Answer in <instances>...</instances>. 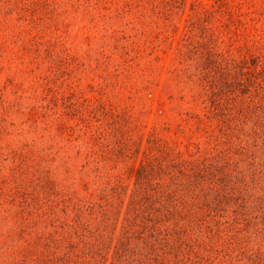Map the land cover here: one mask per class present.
<instances>
[{
    "label": "rangeland",
    "instance_id": "1",
    "mask_svg": "<svg viewBox=\"0 0 264 264\" xmlns=\"http://www.w3.org/2000/svg\"><path fill=\"white\" fill-rule=\"evenodd\" d=\"M255 56L264 0H0V264H76L71 238L102 221L104 194L109 219L123 216L145 155L218 154L213 105H234L236 66ZM247 150L257 168L264 155ZM239 157L227 148L219 163ZM252 184L239 214L213 223L215 250L165 247L162 264H264ZM107 242L97 264L117 258Z\"/></svg>",
    "mask_w": 264,
    "mask_h": 264
},
{
    "label": "trees",
    "instance_id": "2",
    "mask_svg": "<svg viewBox=\"0 0 264 264\" xmlns=\"http://www.w3.org/2000/svg\"><path fill=\"white\" fill-rule=\"evenodd\" d=\"M243 64L248 66H236L235 80L239 87L233 94L234 105L223 109L213 105L219 123L218 132L214 134L212 129L211 136L217 145L221 144L220 152L196 162L164 153L159 146L156 153L145 155L135 170V189L124 207L123 216L120 205L114 219H109L104 206L109 196L104 194V203L93 207L94 212L102 210V221L94 213L87 217L90 219L81 226L84 234L80 233L76 243L71 238L78 248L67 249V259L76 264H97L93 251L101 240L108 241V247L114 248L113 254L117 258L114 257L111 264H162L163 253L159 255L158 251L165 247L177 251L175 255L191 252L194 247L207 252L215 250L213 223L220 226V218H226L225 214L229 213L230 219L239 214L238 209L233 208L241 206L250 197L247 187L252 188L251 183L255 187L254 193L264 186L261 183L264 160H258L257 168L252 161V168L248 160L251 154L244 151L245 144L252 152L264 155V60L255 56L249 64ZM223 148L242 157L226 158L219 163ZM244 156L251 167L249 173L238 166L237 161ZM115 190L113 192L117 193ZM253 200L257 210L264 211V197L258 194ZM250 208L247 204L241 207ZM88 211V207L81 208L78 215L85 216ZM90 221L97 226L92 227ZM227 222L228 219L225 221L228 225Z\"/></svg>",
    "mask_w": 264,
    "mask_h": 264
}]
</instances>
